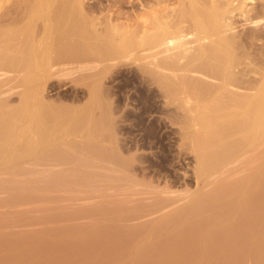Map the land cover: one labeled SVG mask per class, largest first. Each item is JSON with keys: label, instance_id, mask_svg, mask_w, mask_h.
<instances>
[{"label": "bare ground", "instance_id": "bare-ground-1", "mask_svg": "<svg viewBox=\"0 0 264 264\" xmlns=\"http://www.w3.org/2000/svg\"><path fill=\"white\" fill-rule=\"evenodd\" d=\"M252 2L174 0L100 32L82 0H0V264H264V0ZM244 21L255 28L237 33ZM128 60L175 108L188 161L173 177L137 180L100 145L99 86L79 109L46 100L61 72Z\"/></svg>", "mask_w": 264, "mask_h": 264}, {"label": "rangeland", "instance_id": "rangeland-1", "mask_svg": "<svg viewBox=\"0 0 264 264\" xmlns=\"http://www.w3.org/2000/svg\"><path fill=\"white\" fill-rule=\"evenodd\" d=\"M155 1L156 3H154ZM160 1L82 0L84 11L86 12L87 15H89L88 17H91L93 21L94 20L96 21L94 22L95 24L97 23L96 27L99 28L97 29L100 30V32L104 30L103 28H105L106 25L109 26V24L111 26L113 25V27H117V29L120 28L119 30H121L122 28L123 30L124 29L127 30L129 27L130 28L132 27V29H134L135 25L139 23L140 24L142 22L147 23V20L149 21L150 15H153L156 11L160 9L170 11L171 10L170 8L173 9L175 7L174 0H164L163 3H161L162 5L159 4ZM252 1L254 3L261 2V0H257V1L252 0ZM165 2L167 3L169 2V3L167 4ZM148 14L149 17H147ZM239 22L237 23L238 25ZM142 25L144 24L142 23ZM239 26H242V24ZM253 27L254 26L250 24L248 25V23L246 25L245 22V24L243 23V27L240 28L237 26L238 30L236 32L237 33L241 32L242 34H244L245 31L247 32L249 30H252ZM263 28H264V24L263 25L260 24L258 26V29H260V31L264 30ZM120 32L121 31L117 32L118 35L121 34ZM190 37L194 38V36L189 35L188 39H192ZM194 44L196 43H193L192 46H195ZM116 63L118 65L115 66L114 64ZM137 63L138 62H134L132 60L125 61L124 63L116 61L114 63H111L113 64L112 66L109 63L101 64V66L94 69L96 71L92 69L83 70V71L80 70L76 72L64 71L67 74H65L64 72L62 74L61 72L62 75L60 74L59 76L57 74V76H54L52 77V79H50L51 81H49L48 83L49 85H47L45 91V96H47L46 100H48L49 102H54L55 104H59L63 106L67 105V107L70 106L72 108L79 109L81 107H84L85 104L87 105V102L91 98L92 90L97 89V94H98L100 92V89L102 88L101 89L102 96H100L101 93H99L98 99H100V97L104 98L105 102H103L102 99L99 100L100 109L98 108L97 112L99 113V116L103 115V117L101 116L102 118L105 117L106 121L104 122H106V127L105 125L104 127L108 128L107 132L108 131L110 132H108V135L107 137H105V139L103 138L101 140L100 145L104 146L103 147L104 149L113 148V147L115 149L119 148L117 150L122 155V157H125L127 161L129 160L130 162H132L133 168L131 167V169L135 170L136 168L133 174L135 173L134 175H136L138 172L141 173V174L138 173L136 175L137 180L142 179L144 177L143 175H145V177L148 178L149 180L158 179L159 176L160 175L163 176V174L165 178L163 177L162 178L167 179L168 177L171 176L173 177L176 175L174 169L185 168L184 165L186 161H188L187 158L183 157L182 155H180L179 158L177 157L179 155L177 152V147H178V143H177L178 141L176 139L177 135L175 134L176 133L175 129L177 128L175 127L176 125L173 126L171 115L168 114L174 112L175 108H172L171 106V109H169L167 107L168 105H166V103L164 104V101H161L163 99H161L162 97L160 96L158 87H156L157 89L155 88L156 85L154 87L151 85L152 86L151 88V86H148L147 83L145 82L142 83V81L143 80L145 81V79H142V76L144 78V75H142V72H140L141 70L138 69L139 63L138 64ZM102 69L104 70L102 71ZM138 70L139 72H137ZM93 72H95V74ZM93 85L94 88H92ZM96 85L97 87L99 86L100 89H98L99 87L98 88L95 87ZM11 98L14 99L12 100L13 104L18 103L19 101L18 94L13 95V97ZM101 102L103 103L101 104ZM162 105H166L168 110L166 109V107ZM102 110L103 112H105V115H107L106 111H108L107 117L104 114H102L103 113ZM97 112L95 111L96 116H98ZM167 114L170 117V119L169 117H167ZM174 149L176 150V152ZM128 156L129 157L132 156L130 158H133V160L132 159L130 160ZM135 156L138 159H136ZM189 157L191 156H188V158ZM134 159H136L135 163H134ZM172 159H174L177 163L174 162V160ZM172 162H174L175 165L172 164L171 167ZM129 165L131 166V163H129ZM170 167L173 168L172 172L170 170L171 169ZM104 168L107 169V172L101 171L106 169H101L100 171L102 173L104 172V174L106 175H110L113 170V165L111 163H106L104 164ZM137 168L139 170H137ZM143 171H145L146 174L142 173ZM150 176L151 177L153 176V178H150ZM98 195H100V197L102 196V194L100 193L97 194V196ZM90 202L91 201H87L84 203V205L86 207H90V205H92ZM26 208L28 207H25L24 209ZM32 215L38 216L39 214H32Z\"/></svg>", "mask_w": 264, "mask_h": 264}]
</instances>
